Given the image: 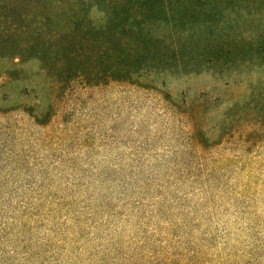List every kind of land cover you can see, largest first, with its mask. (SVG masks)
Masks as SVG:
<instances>
[{
    "label": "rangeland",
    "instance_id": "rangeland-1",
    "mask_svg": "<svg viewBox=\"0 0 264 264\" xmlns=\"http://www.w3.org/2000/svg\"><path fill=\"white\" fill-rule=\"evenodd\" d=\"M182 8L162 73L75 82L43 126L0 90V264H264V65L237 56L264 2Z\"/></svg>",
    "mask_w": 264,
    "mask_h": 264
},
{
    "label": "trees",
    "instance_id": "trees-1",
    "mask_svg": "<svg viewBox=\"0 0 264 264\" xmlns=\"http://www.w3.org/2000/svg\"><path fill=\"white\" fill-rule=\"evenodd\" d=\"M189 2L0 0V90L12 86L32 98L23 109L43 126L75 82L85 87L138 83L145 74L163 72L168 56L162 54L160 32L183 22L182 5ZM241 51L242 60L264 65V37ZM31 64L38 68L20 70ZM262 108L264 116V102Z\"/></svg>",
    "mask_w": 264,
    "mask_h": 264
}]
</instances>
